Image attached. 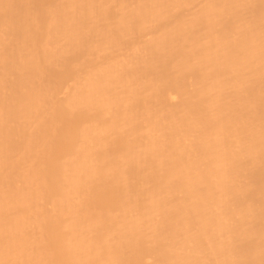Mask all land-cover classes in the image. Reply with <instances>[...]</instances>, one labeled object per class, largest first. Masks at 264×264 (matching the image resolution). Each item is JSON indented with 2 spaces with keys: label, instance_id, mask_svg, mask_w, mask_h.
I'll return each instance as SVG.
<instances>
[{
  "label": "bare ground",
  "instance_id": "1",
  "mask_svg": "<svg viewBox=\"0 0 264 264\" xmlns=\"http://www.w3.org/2000/svg\"><path fill=\"white\" fill-rule=\"evenodd\" d=\"M0 264H264V0H0Z\"/></svg>",
  "mask_w": 264,
  "mask_h": 264
}]
</instances>
